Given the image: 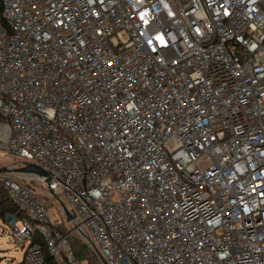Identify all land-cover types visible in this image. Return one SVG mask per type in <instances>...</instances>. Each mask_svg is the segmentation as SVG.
<instances>
[{"label": "built area", "instance_id": "2783aa9c", "mask_svg": "<svg viewBox=\"0 0 264 264\" xmlns=\"http://www.w3.org/2000/svg\"><path fill=\"white\" fill-rule=\"evenodd\" d=\"M0 150L108 264H264V0H0ZM1 182L17 264H82Z\"/></svg>", "mask_w": 264, "mask_h": 264}, {"label": "rangeland", "instance_id": "374dc122", "mask_svg": "<svg viewBox=\"0 0 264 264\" xmlns=\"http://www.w3.org/2000/svg\"><path fill=\"white\" fill-rule=\"evenodd\" d=\"M2 167H12L20 168L23 167V164L17 160L10 159L6 154L0 150V168ZM4 177H11L13 180L22 183L31 188V190L43 201V204L46 206L48 215L52 222H60L61 216L59 212H56L55 206L60 209L59 201L55 202L52 197L45 194L44 185L37 181L32 174L29 173H19V172H8L0 174V179ZM69 205L68 200L64 201ZM15 226H21V221L17 220L14 215L7 214L5 220H0V264H17L22 259V248L21 243L18 239H14L10 231H14ZM72 230V229H71ZM73 230L70 232L71 235L77 236L80 241L88 244L82 237H80ZM68 240V238H67ZM69 242V240H68ZM91 247V246H90Z\"/></svg>", "mask_w": 264, "mask_h": 264}, {"label": "trees", "instance_id": "16d2710c", "mask_svg": "<svg viewBox=\"0 0 264 264\" xmlns=\"http://www.w3.org/2000/svg\"><path fill=\"white\" fill-rule=\"evenodd\" d=\"M19 162L22 163V161ZM44 200L45 198L40 199L42 203ZM7 214L14 215L19 221L29 218L25 211L7 195L0 179V220L4 221ZM53 228L68 238L73 254L79 262L82 264H101L95 251L88 244L80 241L77 236L70 234L72 231L71 225L66 224V218H62L60 222L53 225ZM33 243L39 244L43 248L44 264H55L53 256L46 250L45 244L39 235L35 234Z\"/></svg>", "mask_w": 264, "mask_h": 264}, {"label": "water", "instance_id": "95a60500", "mask_svg": "<svg viewBox=\"0 0 264 264\" xmlns=\"http://www.w3.org/2000/svg\"><path fill=\"white\" fill-rule=\"evenodd\" d=\"M8 172L29 173V174H33L38 177H44V178L48 176L47 171L43 170L39 165L32 163V162H25L23 164V167H20V168H12V167L0 168V174L8 173ZM59 203H60L61 210L65 214L66 221L72 220L74 218V214L68 210V208L65 206L63 201H59ZM89 243H90L91 248L95 251L101 264H108L107 260L104 258V256L102 255L98 247L92 241H89Z\"/></svg>", "mask_w": 264, "mask_h": 264}, {"label": "crops", "instance_id": "0c3cea01", "mask_svg": "<svg viewBox=\"0 0 264 264\" xmlns=\"http://www.w3.org/2000/svg\"><path fill=\"white\" fill-rule=\"evenodd\" d=\"M55 199V200H54ZM53 200L55 201V202H57L58 200L56 199V198H54ZM55 209H56V212H59V214H60V209L58 208V206H57V208H56V206H55ZM61 220H62V217H61ZM55 223H57V222H55ZM21 248H22V251H24V248H23V246L21 245ZM22 256H23V254H22Z\"/></svg>", "mask_w": 264, "mask_h": 264}]
</instances>
